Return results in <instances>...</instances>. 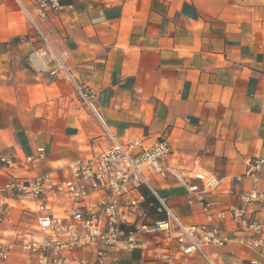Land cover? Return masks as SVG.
Listing matches in <instances>:
<instances>
[{"label": "crops", "instance_id": "0c3cea01", "mask_svg": "<svg viewBox=\"0 0 264 264\" xmlns=\"http://www.w3.org/2000/svg\"><path fill=\"white\" fill-rule=\"evenodd\" d=\"M36 2L0 0V186L61 174L110 148L106 129L122 143L167 138L171 153L163 166L177 174L199 161L222 180L221 191L204 194L206 208L189 205L188 187L171 174L147 169L150 186L183 226L219 229L225 245L204 248L216 264H264V245H241L248 235L228 213L245 210L238 196L253 188L251 178L237 180L247 160L264 159V0H64L63 13L48 11L46 20L36 17ZM27 13L77 84L92 91L97 114L68 78L29 66L41 43ZM260 177L264 188V166ZM189 185L200 188L196 180ZM6 204L0 241L35 238L37 205L11 198ZM253 210L264 220V203ZM175 237L144 234L120 264H166L169 257L204 264L199 255L182 256ZM93 252L79 250L75 258L91 263ZM22 263L35 264L20 251L1 264Z\"/></svg>", "mask_w": 264, "mask_h": 264}, {"label": "built area", "instance_id": "2783aa9c", "mask_svg": "<svg viewBox=\"0 0 264 264\" xmlns=\"http://www.w3.org/2000/svg\"><path fill=\"white\" fill-rule=\"evenodd\" d=\"M66 7L64 0H37L36 17L46 20L48 11L59 15ZM27 16L41 43V47L28 56L29 66L54 79L68 78L82 102L96 113L92 91L77 84L35 19L29 13ZM106 130L112 141L110 148L69 163L61 174L14 178L0 186L1 206H6L9 198L18 199L36 204L40 213L35 238L0 241V264L18 251L35 264H120L121 255L133 252L142 235L165 233L170 237L174 232L182 256L199 255L204 264H216L204 248L225 245L219 229L208 225L183 226L167 200L150 186L146 170L152 169L162 178L171 174L181 179L189 190L187 203H200L206 208L204 194H219L222 180L205 170L199 161L194 162L190 171L177 174L163 166L162 161L171 153L167 138L151 145L142 139L122 143ZM38 159H44L43 149L38 150ZM32 161L28 159L29 163ZM1 162L10 169L16 167L11 159L2 158ZM263 166L262 158L247 160L245 174L237 178L241 181L249 177L254 182L251 191L238 196L245 210L228 212L240 230L248 235L240 244L255 251L264 245V220H257L253 210L255 205L264 203V188L259 186ZM191 180L198 181L200 188L190 186ZM143 189L149 192V197L142 193ZM219 218H224L223 213ZM5 219V215L0 216V224ZM83 249L94 250L93 262L80 263L75 258L76 251ZM166 264L175 263L169 257ZM251 264L258 263L252 261Z\"/></svg>", "mask_w": 264, "mask_h": 264}, {"label": "trees", "instance_id": "16d2710c", "mask_svg": "<svg viewBox=\"0 0 264 264\" xmlns=\"http://www.w3.org/2000/svg\"><path fill=\"white\" fill-rule=\"evenodd\" d=\"M145 191H146L147 193H144ZM142 193H143L146 197H149V192H148L146 189H143V190H142Z\"/></svg>", "mask_w": 264, "mask_h": 264}]
</instances>
